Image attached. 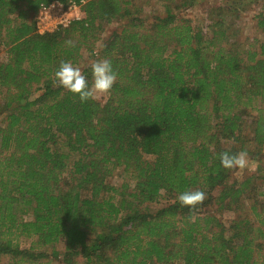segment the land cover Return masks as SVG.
Masks as SVG:
<instances>
[{
  "label": "trees",
  "instance_id": "16d2710c",
  "mask_svg": "<svg viewBox=\"0 0 264 264\" xmlns=\"http://www.w3.org/2000/svg\"><path fill=\"white\" fill-rule=\"evenodd\" d=\"M51 1L0 0V262L264 264V42L238 43L231 25L260 2L221 0L205 33L180 11L200 0H157L150 22L137 0H88L82 19L39 34ZM101 59L117 73L105 102L55 82L68 61L91 84ZM225 151L258 159L257 174L233 180ZM196 190L202 204L178 202Z\"/></svg>",
  "mask_w": 264,
  "mask_h": 264
},
{
  "label": "rangeland",
  "instance_id": "374dc122",
  "mask_svg": "<svg viewBox=\"0 0 264 264\" xmlns=\"http://www.w3.org/2000/svg\"><path fill=\"white\" fill-rule=\"evenodd\" d=\"M139 6H142L143 8V16L147 20V22H150L153 17L156 15H163L164 14V3L157 1V0H137ZM260 2L259 4L254 3L252 7L246 11L243 16L236 20L233 19L231 21V25L235 30H237L236 40L238 43L243 44L244 46H247L249 43L254 42L255 40H258L260 43L264 42V34L259 30L256 26V16L262 11L261 4L264 2V0H258ZM219 3H221V0H200L197 2L194 6L186 8L184 10L180 9L181 15L184 16L187 19L192 20V25L194 27H202L204 29L205 33H209V27L211 21L209 20L208 13L210 9L214 6H217ZM123 23H125V20L123 21H115L110 26L107 27L106 32L103 34V36H108L113 30L116 28H119ZM235 23V24H234ZM231 26V27H232ZM259 43H257L258 46ZM255 46V47H257ZM85 56H88L87 53H85ZM5 58V51L0 47V60H3ZM108 98V95L106 96H100L97 98L100 102H105V100ZM2 117L0 116V121ZM250 118L245 117V123L244 125V134L245 138L249 139L251 137V129H250ZM248 149L251 150L253 148V145L250 144V142H247ZM247 158L249 161V166L245 168L244 170H238L234 169L232 174V179L236 181H242L245 178L255 175L258 172V165L259 161L258 159H254V157L247 153ZM122 170L117 169L114 173V176L110 177V181L113 184H120L123 180ZM255 186V184L253 183ZM163 199V200H162ZM160 200V203L151 205L153 210H156L157 208H160L162 204H164L166 201L164 198ZM215 207H209V212H213ZM248 210V206H246L245 209H243V212L241 214H244V211ZM216 212V211H215ZM217 213V212H216ZM219 214V213H218ZM240 214L239 210L236 211H226L224 214L221 215V218L224 221H231L235 219ZM31 240H26L23 242V247H29ZM43 250H47V252L50 254L52 252L51 247H45ZM0 264H15L12 259L9 257H4ZM21 264H64L60 261V259L56 258H46L41 263H28L23 262ZM79 264H82V261L79 262Z\"/></svg>",
  "mask_w": 264,
  "mask_h": 264
},
{
  "label": "clouds",
  "instance_id": "9594fccd",
  "mask_svg": "<svg viewBox=\"0 0 264 264\" xmlns=\"http://www.w3.org/2000/svg\"><path fill=\"white\" fill-rule=\"evenodd\" d=\"M90 67L91 84H89L87 76L83 74L80 67L73 65L71 62L62 61L55 72V82L69 92L78 94L82 103L108 95L117 80V73L112 62L108 59H101L91 63ZM219 158L221 166L225 169L242 171L249 166L247 153L244 151L234 155H230L228 151H225L220 154ZM205 198V193L200 190L184 191L177 196L178 202L189 208H195L202 204Z\"/></svg>",
  "mask_w": 264,
  "mask_h": 264
},
{
  "label": "built area",
  "instance_id": "2783aa9c",
  "mask_svg": "<svg viewBox=\"0 0 264 264\" xmlns=\"http://www.w3.org/2000/svg\"><path fill=\"white\" fill-rule=\"evenodd\" d=\"M88 0L68 1L53 0L42 6L35 16V28L39 34L67 27L71 22L85 16L84 5Z\"/></svg>",
  "mask_w": 264,
  "mask_h": 264
}]
</instances>
